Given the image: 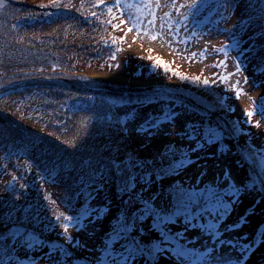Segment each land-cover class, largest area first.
<instances>
[{
  "label": "trees",
  "instance_id": "trees-1",
  "mask_svg": "<svg viewBox=\"0 0 264 264\" xmlns=\"http://www.w3.org/2000/svg\"><path fill=\"white\" fill-rule=\"evenodd\" d=\"M206 1L202 0V5ZM59 3L61 6L54 8L51 7V0H0V84L29 80L21 89L0 90V156H7L18 166L29 167L32 164L43 169L41 173L44 177L54 180L64 194L72 196L77 208L89 203L93 207L106 206L110 201L113 212L110 230L115 223L114 217L119 215L121 198L117 195L115 183L105 184L100 191L94 190L95 185L93 188L85 187L96 158L111 156L123 159L127 152L149 158L160 150L150 156H141V146L133 143L123 127L116 123L120 117L113 110L101 109L96 113L89 105L91 91L74 89L58 80L68 78L74 84L81 85L85 81L76 74L79 71L113 73L111 64L116 58L112 59L111 56L113 53L117 56L124 43L118 27L112 26H119L117 15L114 11L110 15L104 4L96 7L97 0H59ZM104 3L111 4V0H104ZM64 5L69 7L65 8ZM261 8H264V0H234L230 9L237 17L235 36L241 46L247 44L252 59L258 64V73L264 78V11ZM45 12L52 15L45 16ZM92 12L96 16H91ZM113 39L115 44L112 43ZM158 60L162 63H157ZM173 73L185 76L169 61L152 56L148 65L135 63L124 75L164 77L189 83L210 97V101L200 98V103L216 111L228 110L223 97L210 85L205 86L201 82L199 87V83H193L191 77L181 80ZM221 100L225 103L223 108L219 103ZM197 112L203 122L221 125L206 111ZM109 116L112 117L111 124L107 120ZM234 123L240 129L236 132L237 139L246 149H257L250 144V137L245 135L241 121H231L232 126ZM223 142L229 148L226 154L238 161L240 155L232 139L227 138ZM213 146L216 150L218 144ZM90 160L92 165L88 163ZM3 165H0V172ZM243 174L245 181L249 174ZM172 184L165 178L151 186H156L157 191ZM30 186L36 198L45 190L39 179L32 180ZM1 188L0 236L18 231V227L29 228L43 237L41 246L44 252L51 257L54 255V261L60 260L59 248L63 245L51 248L44 242L53 229L57 237L64 233L62 214H71L63 211L57 199L45 192L44 202L39 205L35 197L11 196L6 184L0 185ZM250 192L260 193L257 190ZM43 219H48L44 221L45 224L36 223ZM25 236L22 234L16 248L9 251L8 255L13 258L11 264L27 255L29 249L24 250L22 246ZM4 260V245L0 244V264Z\"/></svg>",
  "mask_w": 264,
  "mask_h": 264
},
{
  "label": "snow or ice",
  "instance_id": "snow-or-ice-1",
  "mask_svg": "<svg viewBox=\"0 0 264 264\" xmlns=\"http://www.w3.org/2000/svg\"><path fill=\"white\" fill-rule=\"evenodd\" d=\"M104 4L108 13L111 15L115 8L124 15L125 9H135L136 15L128 16V20H121L120 24L130 22L132 27L139 33L142 27V19L150 16L152 19L148 21L150 25L155 23V12L152 0H141V2L132 3L125 0H114L112 4L104 3V0H97L96 7ZM234 0H224L221 5L231 8ZM61 5L59 0H51V7L59 8ZM157 3L155 7H159ZM171 7L179 14V21L176 23L177 30L183 24L186 28L189 17H192L191 23L199 27V21L196 19L202 6V0H188L186 4L177 6L175 0H172ZM38 7H45L38 5ZM65 8L69 5H64ZM220 7V6H218ZM181 9H186L182 12ZM264 11V8H261ZM45 16H51L52 13L45 12ZM96 16L95 12L90 14ZM165 18L169 17L168 13L164 14ZM115 18V17H113ZM169 25V34H172L171 19L166 21ZM111 23V21H108ZM113 28L118 27L113 24ZM147 31V29H145ZM195 30L192 35H195ZM154 35L152 39H156ZM230 44H227L214 51L223 53L225 58L229 55V50L235 51L237 55L233 58L235 61V72L243 71L242 63V47L239 40L235 38V30L229 32ZM113 39L112 43L115 44ZM117 51H119L117 49ZM115 59V53L111 56ZM157 63H162L157 61ZM225 60L219 61L216 67L224 66ZM119 67V65H117ZM165 70L167 66L164 65ZM179 76L181 80H187L188 77L181 76L179 73H173ZM216 75V74H214ZM219 75L218 80L226 83L229 77ZM248 77H244V82H248ZM193 83H200L199 77L191 78ZM203 85L208 86L209 80L204 79ZM213 84L217 80L212 81ZM239 81L237 82V85ZM237 85H233V90L237 97L240 96L242 89ZM130 105H145L146 103H156L160 105L156 113L149 114L136 128L138 134L146 135L151 140L157 135L176 136L180 140L187 143L177 144L175 140L164 145L163 148L156 153L155 156L142 158L133 152H127L123 159L116 157H97L95 165L92 166L91 173L88 175V183L86 188H93L100 191L107 183H115L118 197L121 198V208L118 210L119 215L114 217L115 223L110 231L106 233L104 241L103 256L96 258L97 264L100 261H106V264H152L159 257L172 256L175 264H222L223 256H215L217 245L227 244L230 250L237 253L236 264H247L251 254L256 248L264 243V232L259 229L251 240H247V234L242 237L221 239V225L224 224L226 218L231 214L234 206L241 203L240 197L248 191L257 190L264 191V151L259 149L244 150L247 155H241L237 164L249 163L251 172L248 178L237 184L231 175V170L225 166L221 173L217 175L216 180L204 185L197 183L196 185L185 184L176 181L167 188H159L157 191H151L153 183H159L168 176L178 174L182 169L196 164L201 159L200 156H194V153L201 152L206 146L218 144L214 155H224L229 151L228 145L223 141L227 138H233V133L239 132L240 129L234 123L231 130L219 124H213L211 121L186 122L179 131L165 130L164 125L170 124L175 129V121L181 112L177 108H186L187 106L174 97L169 90H151L150 94L138 96L135 100L127 101ZM220 106L223 108L224 101L221 100ZM210 111V110H205ZM231 111V107L228 108ZM258 113L264 120V103L259 105L258 109L253 111H245L244 115L248 118L247 123H251L253 114ZM138 113V109L133 107L132 110L124 117L116 121L123 126V131L128 132L126 122L134 120ZM109 124L112 123V117L107 118ZM260 121L256 122L259 127ZM89 165H92L90 160ZM204 173L202 172L201 175ZM154 178V179H153ZM15 179V178H14ZM139 185V188L137 187ZM23 187V185H22ZM12 184L6 186V190H11ZM146 193H148L146 195ZM91 196V193H90ZM73 197L69 196L65 203L71 215L62 214V228L64 230L65 246L59 248L60 255L64 258L66 264H72V252L68 249V244L79 246L81 241L67 235L69 227L75 228L77 231H86L88 225L94 224L96 219L106 209L110 211V201L106 206L93 207L90 203L88 206L81 205L75 207L71 201ZM159 201V203H157ZM254 208L246 210V214L238 217L237 222L232 224H224V231L236 230L247 222V215L251 214ZM145 222H148V229L144 228ZM181 224V230L173 232L171 225ZM51 227V225H45ZM199 229L200 232L210 237L211 247H207L204 251L194 247L188 243L187 232L193 229ZM146 232L149 234L146 236ZM21 236L19 231H11L0 236V244L4 245L5 260L3 264H11L12 257L8 255L10 250L16 248V242ZM39 237L35 238L38 241ZM35 241L25 240L23 245L31 249L37 246ZM22 245V246H23ZM170 249V251H169ZM51 261L50 254H46Z\"/></svg>",
  "mask_w": 264,
  "mask_h": 264
},
{
  "label": "rangeland",
  "instance_id": "rangeland-1",
  "mask_svg": "<svg viewBox=\"0 0 264 264\" xmlns=\"http://www.w3.org/2000/svg\"><path fill=\"white\" fill-rule=\"evenodd\" d=\"M125 2L137 3L141 0H125ZM167 0H158L159 7H155L157 0H152L153 9L155 12V23L150 25L148 21L152 19L150 16H145L142 19L141 31H137L133 28L132 31H128L132 27L130 22L120 24L118 32L121 35H124L126 38V45L122 54L119 57V67L116 72L124 75L127 70L131 69L132 65L139 63L141 66L148 65L150 62V57H161L168 59L173 64L186 72L185 74H198L210 81L217 80V83L214 86L224 92L228 96V102L231 108L233 109V116L243 113L246 109L254 108L256 109L262 101L261 96L264 94V85L262 83H257L253 79H248V82H244V77H250L248 71V66H245L243 63V71L240 73L235 72V61L233 58L237 55L236 52L229 53L226 58L227 63L224 67V73L226 76L229 73H233L226 83H221L218 80L217 75H214L216 72V66L213 62L217 55V52L214 49H217L218 44L225 39L224 32L216 27H205L201 30H196L197 34L194 38L189 41H185L184 37L189 31L188 27L182 25L179 29L180 33H183V37L176 33L172 27V34H169V26L166 25V22L163 18L165 11L169 10L166 6ZM135 16V9H125L124 15H121V20H128V16ZM232 20V17H230ZM229 24V22H228ZM147 29V31H145ZM156 36V39H152V36ZM162 57V58H163ZM127 60V63H126ZM126 63V64H125ZM187 74V75H188ZM95 75V74H94ZM101 76V75H97ZM95 75V77L97 78ZM103 81L108 82L113 85L121 87H131L126 84L108 81L101 78ZM239 84L237 85V82ZM154 87L167 88L171 86H178L174 83H156L151 84ZM233 85H237L242 92L239 97L236 96L235 91L233 90ZM148 87H150L148 85ZM230 117V115L228 116ZM255 120V119H254ZM141 119L136 117L134 120L127 121V128L131 138V141L136 145L142 146L140 148L141 156H150L153 152L159 151L163 148L164 145L168 144L170 141L175 140L177 144L186 143V141L180 140L176 136H164L163 134L157 135L151 140L146 138V135L138 134L135 131V128L140 124ZM175 129L170 124H165L163 127L165 130H175L179 131L182 129L181 124L178 121H175ZM247 128V135H250L252 138V144L255 145L258 149H264V121L259 123V127L255 125H244ZM194 156H200L201 159L197 161L196 164H192L180 171L176 176L177 179L182 181L185 184L196 185L199 183L212 182L216 175L222 172L225 166H228L231 170V175L234 181L238 184L241 181V172L237 168L236 164L229 158H215L210 154L208 149H203L201 152L194 153ZM13 173L20 176L21 172L18 169L13 168ZM204 173L201 175V173ZM8 175L3 172L0 176V185L8 180ZM24 178L25 175L23 174ZM53 186L50 188L52 189ZM2 191V188L0 189ZM54 191V190H51ZM256 197L244 193L241 199V203L234 206L231 214L226 218L227 220H236L238 217L245 215V209L250 203H254ZM263 216L264 212L251 211V214L248 215L247 222L242 223L240 227L236 230L224 231V225H221L222 236L221 239L242 237L244 234H247V240H251L254 234L259 229L261 232L263 226ZM109 219V213L106 215L99 216L94 224L88 225L86 231H77L75 228L70 227L69 233L73 238H78L81 243L79 246L71 244L70 247L73 251V257H78V260H82L84 263L75 262L72 259V264H89L90 260H97L96 258L101 257L104 251V241L106 226L108 225L107 220ZM234 222H228L227 224H232ZM177 230H181L180 227L176 226ZM190 232H187V235ZM147 236V235H146ZM188 243L194 247L199 248L201 251H204L207 247L212 246L210 237L206 236L204 233H193L188 237ZM215 256H223L224 260L222 264H236L237 253L230 250L227 244L221 246H216ZM169 258L162 259L159 263L156 264H175V261L172 259L171 255H168ZM34 264H55L50 260L39 259ZM139 264V263H138ZM247 264H264V243H261L256 250L251 254L250 258L247 261Z\"/></svg>",
  "mask_w": 264,
  "mask_h": 264
},
{
  "label": "bare ground",
  "instance_id": "bare-ground-1",
  "mask_svg": "<svg viewBox=\"0 0 264 264\" xmlns=\"http://www.w3.org/2000/svg\"><path fill=\"white\" fill-rule=\"evenodd\" d=\"M101 76H97L98 78H103L108 81H114L122 84H126L131 87H144L146 85L159 83L158 81H147L143 79H135L123 76L120 73H110V74H99ZM165 83V82H160Z\"/></svg>",
  "mask_w": 264,
  "mask_h": 264
}]
</instances>
